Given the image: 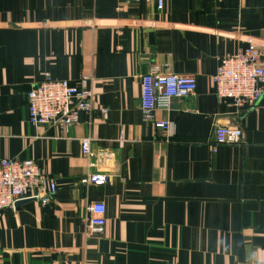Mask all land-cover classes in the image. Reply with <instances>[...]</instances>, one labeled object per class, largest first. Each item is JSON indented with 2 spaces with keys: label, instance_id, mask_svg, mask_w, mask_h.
<instances>
[{
  "label": "crops",
  "instance_id": "0c3cea01",
  "mask_svg": "<svg viewBox=\"0 0 264 264\" xmlns=\"http://www.w3.org/2000/svg\"><path fill=\"white\" fill-rule=\"evenodd\" d=\"M250 43L264 46V0H0V157L34 160L58 185L49 203L3 212L0 264H264V96L220 103L211 80ZM152 65L197 79L154 113L171 135L143 118ZM47 74L92 78L93 108L67 132L29 121L27 92ZM218 125L243 141L212 152ZM97 171L105 183L81 182ZM95 202L101 235L87 230Z\"/></svg>",
  "mask_w": 264,
  "mask_h": 264
},
{
  "label": "built area",
  "instance_id": "2783aa9c",
  "mask_svg": "<svg viewBox=\"0 0 264 264\" xmlns=\"http://www.w3.org/2000/svg\"><path fill=\"white\" fill-rule=\"evenodd\" d=\"M140 1V0H137ZM155 1L158 10H162L165 0ZM211 77L215 93L220 103L230 102L238 108L255 106L264 96V46L250 43L232 55L219 59L215 74ZM92 78L82 75L72 83L69 80L53 79L47 74L40 83L32 85L27 92L29 121L36 125H56L67 132L79 121L80 114L93 108ZM197 79L194 75L163 72L152 65L149 72L141 78V110L147 122H153L157 129L166 135L173 132L168 120H155L158 109L169 110L174 99L195 95ZM242 128L218 125L215 129L212 152L219 145L239 144L243 141ZM92 137L81 139V154L92 158ZM95 165V162H91ZM104 172L85 175L83 184H103L108 180ZM55 180L42 172L34 160L0 157V218L6 209H15L20 201L39 200L49 203L57 192ZM92 213L87 230L90 234L101 235L107 225L106 206L95 202L89 205Z\"/></svg>",
  "mask_w": 264,
  "mask_h": 264
},
{
  "label": "water",
  "instance_id": "95a60500",
  "mask_svg": "<svg viewBox=\"0 0 264 264\" xmlns=\"http://www.w3.org/2000/svg\"><path fill=\"white\" fill-rule=\"evenodd\" d=\"M23 202H26V200H24V201H20L17 205H19V204H21V203H23Z\"/></svg>",
  "mask_w": 264,
  "mask_h": 264
}]
</instances>
